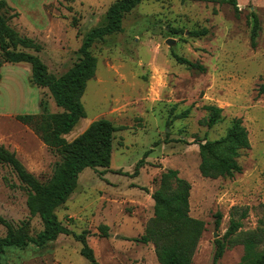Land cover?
I'll return each mask as SVG.
<instances>
[{
  "label": "rangeland",
  "instance_id": "1",
  "mask_svg": "<svg viewBox=\"0 0 264 264\" xmlns=\"http://www.w3.org/2000/svg\"><path fill=\"white\" fill-rule=\"evenodd\" d=\"M116 0H7L19 12L11 26L43 49L36 52L49 73L61 76L81 57L86 34L106 22ZM237 16L228 4L194 0H142L122 20L121 32L107 35L91 47L98 60L95 76L83 95L86 116L65 135L71 141L91 122L106 118L114 134L111 166L87 167L78 186L56 209L58 219L74 234L86 231L100 264H159L152 243L136 238L154 216L152 193L162 172L177 169L192 184L190 214L205 223L193 264H214L216 239L224 238L230 219L247 215L243 227L225 240L219 264H241L243 240L255 232L257 250H264V0H238ZM252 12L260 20L257 46H251ZM7 16L13 10H1ZM206 27L202 36L192 34ZM172 40V43L169 41ZM176 55L206 67L199 72L180 63ZM0 69V143L15 151L25 167L47 182L61 155L49 148L19 114H40V103L52 113L63 111L47 87L30 82L31 64L2 58ZM207 104L221 108L222 120L203 123ZM190 109L186 117L180 115ZM234 117L249 131L251 148L242 150L241 173L233 177H203L199 171L198 139H218ZM136 172V164L144 157ZM136 172V173H135ZM28 188L12 167L0 163V216L15 226L27 223L35 237L44 228L39 215L27 207ZM222 213L219 227L216 214ZM108 225L105 234L100 226ZM7 228L0 223V238ZM73 234L25 247H6L4 264H90Z\"/></svg>",
  "mask_w": 264,
  "mask_h": 264
},
{
  "label": "trees",
  "instance_id": "2",
  "mask_svg": "<svg viewBox=\"0 0 264 264\" xmlns=\"http://www.w3.org/2000/svg\"><path fill=\"white\" fill-rule=\"evenodd\" d=\"M142 0H116L107 10L105 24L90 30L83 39L80 47L81 57L66 73L57 77L49 73L48 66L39 55L25 49L40 52L43 49L35 39L22 35L11 26L10 20L19 12L10 6L7 0H0L1 10H13L5 16L0 13V49L2 58L11 63L26 62L31 64L30 82L39 87H47L56 105L63 109L52 113L43 102L40 103V114H19L17 118L33 128L42 141L52 150L56 149L61 155V161L54 168L51 178L41 182L31 173L15 151L0 143V163L10 165L19 180L28 188L27 207L31 216L39 215L44 228L35 237L29 235L27 223L15 226L11 221L0 216V223L7 228L6 235L0 238V264L6 247H25L30 242L42 245L57 239L64 234H73L82 243L81 254L90 264H100L93 249L90 247L86 231L74 234L58 219L56 209L64 204L78 186L79 175L87 167L107 170L111 166L113 139L118 128L113 123L101 118L94 120L76 138L69 141L65 135L70 133L81 118L86 116L83 95L87 83L97 71L98 60L92 54L93 44L107 35L123 30L122 20L126 13L132 11ZM185 1V0H184ZM217 4H228L233 7L236 15L240 13L238 0H194ZM253 25L251 29V46H257L260 20L252 12ZM208 33L203 27L192 32L195 36ZM176 59L189 68L199 72L206 71V67L188 58L176 55ZM2 60L0 59V69ZM2 72L0 70V81ZM259 94L264 95V83L259 87ZM204 108L208 116L203 123L213 127L222 120L223 108L215 104H207ZM190 109L184 111L180 117H186ZM200 164L199 171L203 177H233L243 170L239 162L241 151L251 148L249 131L241 117H234L224 135L218 139H198ZM144 157L136 164V172L144 163ZM135 172V173H136ZM192 184L181 177L177 169L169 168L162 172L159 187L152 193L154 200V216L148 221L145 233L136 238L141 243H152L155 248L159 264H193V257L200 238L205 231V223L190 214V197ZM247 211L243 210L240 218L230 219L228 230L224 238L216 239L214 264L224 255L225 240L237 233L243 227ZM222 213L216 214V227L220 226ZM264 226V220L261 222ZM100 229L106 234L109 226L102 225ZM243 243L245 253L241 264H264V250H257L260 241L255 232H248Z\"/></svg>",
  "mask_w": 264,
  "mask_h": 264
},
{
  "label": "water",
  "instance_id": "3",
  "mask_svg": "<svg viewBox=\"0 0 264 264\" xmlns=\"http://www.w3.org/2000/svg\"><path fill=\"white\" fill-rule=\"evenodd\" d=\"M172 42H173L172 40L169 41V43H172Z\"/></svg>",
  "mask_w": 264,
  "mask_h": 264
},
{
  "label": "crops",
  "instance_id": "4",
  "mask_svg": "<svg viewBox=\"0 0 264 264\" xmlns=\"http://www.w3.org/2000/svg\"><path fill=\"white\" fill-rule=\"evenodd\" d=\"M2 66H3V64H2ZM2 68V67H1ZM2 78H3V74H2Z\"/></svg>",
  "mask_w": 264,
  "mask_h": 264
}]
</instances>
